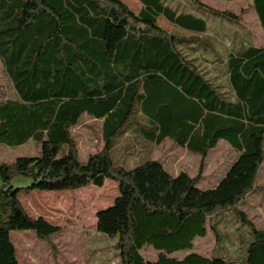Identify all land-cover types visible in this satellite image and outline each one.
<instances>
[{"label": "trees", "instance_id": "obj_1", "mask_svg": "<svg viewBox=\"0 0 264 264\" xmlns=\"http://www.w3.org/2000/svg\"><path fill=\"white\" fill-rule=\"evenodd\" d=\"M168 1L140 0L134 14L120 0H0V61L16 93L0 102V145L32 140L40 146L35 156L0 163V264H18L10 232L32 230L48 239L60 230L29 216L19 193L101 187L108 179L118 195L96 212V228L115 238L121 264H234L219 252L172 254L190 251L196 237L224 220L223 212H237L248 194L264 190L257 186L264 160V47L236 31L222 34L235 42L225 59L229 92H223L183 51L206 43L184 41L157 20L203 34L210 28L206 16H215L218 38L219 19L237 23L236 14L199 0H188L191 9ZM252 6L264 29V0ZM83 114L102 120L104 142L86 161L71 135ZM127 132L155 145L170 139L202 156L197 175H173L151 158L131 167L119 163L113 147ZM220 140L238 156L213 187L201 188L203 157ZM16 177L28 183L15 186ZM237 215L249 229L240 264H264V229ZM147 246L158 252L155 260L140 254Z\"/></svg>", "mask_w": 264, "mask_h": 264}, {"label": "rangeland", "instance_id": "obj_2", "mask_svg": "<svg viewBox=\"0 0 264 264\" xmlns=\"http://www.w3.org/2000/svg\"><path fill=\"white\" fill-rule=\"evenodd\" d=\"M130 11L137 14L142 4L140 0H120ZM204 5L219 10L229 11L237 16L238 23H230L219 19L218 26L223 25L221 34L234 33L239 39H248L254 46L264 47V29L261 27L252 6V0H199ZM178 8L191 9L188 0H169ZM209 29L203 34H194L170 24L164 17H159L158 25L169 33L185 38H201L206 43L195 52L183 47L204 74L221 86L223 92H229L225 59L235 42L229 41L225 35L214 37V21L206 16ZM214 20V21H213ZM228 26V27H227ZM217 29H220L217 27ZM244 43V42H243ZM237 45L235 46V48ZM185 52V53H186ZM14 87L0 61V102L15 99ZM102 120L83 114L75 126L71 128L72 139L77 148L78 158L86 161L88 156L103 148ZM264 149V143H263ZM40 146L30 140L24 145L9 147L0 145V163H11L19 156H35ZM113 157L119 163L131 167L140 161L151 158L162 163L171 174L181 171L190 176L197 175L202 156L187 151L173 143L170 139L155 145L142 140L134 132H127L115 143ZM235 151L227 142L220 140L203 157L201 178L198 186L213 187L224 175L231 163L237 158ZM28 180L16 177L15 186H25ZM257 186L264 187V160L257 177ZM118 195V185L113 180H106L101 187L86 186L66 191H30L19 193L18 198L31 217H43L47 222L56 225L60 230L48 239L37 237L32 230H16L10 232V238L16 251L18 264H121L115 248V238H108L96 228V212L110 204ZM240 213L253 223L257 229H264V190L248 194L236 207ZM238 211L223 212V221L217 223L215 230L208 229L205 237H196L190 251H179L172 256L181 258L188 252H197L212 257L217 252L224 254L240 264L245 256L243 240L249 230L239 219ZM219 234V236L217 235ZM221 239V240H219ZM140 254L146 260H155L158 252L151 246L144 247Z\"/></svg>", "mask_w": 264, "mask_h": 264}, {"label": "crops", "instance_id": "obj_3", "mask_svg": "<svg viewBox=\"0 0 264 264\" xmlns=\"http://www.w3.org/2000/svg\"><path fill=\"white\" fill-rule=\"evenodd\" d=\"M208 16H209V15H208ZM208 16H207V17H208ZM210 17H211V18H213L212 16H210ZM215 22H216V20H215ZM169 23H170V22H169ZM227 23H228V22H227ZM237 23H238V22H237ZM170 24H172V23H170ZM213 30H214V29H213ZM213 30H212V31H213ZM235 31H236V30H235ZM235 31H234V32H235ZM212 35H213V36L216 38V36H215L214 32H213V34H212ZM216 35H217V34H216ZM259 47H260V46H259ZM186 254H187V253H186ZM182 256H183V255H182Z\"/></svg>", "mask_w": 264, "mask_h": 264}]
</instances>
